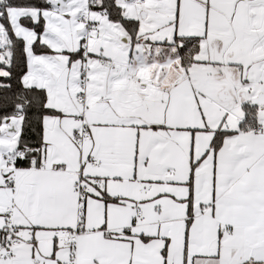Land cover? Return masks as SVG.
Here are the masks:
<instances>
[{
  "label": "snow or ice",
  "instance_id": "obj_1",
  "mask_svg": "<svg viewBox=\"0 0 264 264\" xmlns=\"http://www.w3.org/2000/svg\"><path fill=\"white\" fill-rule=\"evenodd\" d=\"M0 264H264V0H0Z\"/></svg>",
  "mask_w": 264,
  "mask_h": 264
}]
</instances>
